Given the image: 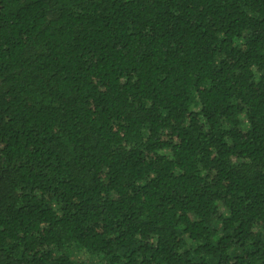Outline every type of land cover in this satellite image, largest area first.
<instances>
[{
	"label": "trees",
	"instance_id": "16d2710c",
	"mask_svg": "<svg viewBox=\"0 0 264 264\" xmlns=\"http://www.w3.org/2000/svg\"><path fill=\"white\" fill-rule=\"evenodd\" d=\"M264 264V0H0V264Z\"/></svg>",
	"mask_w": 264,
	"mask_h": 264
},
{
	"label": "rangeland",
	"instance_id": "374dc122",
	"mask_svg": "<svg viewBox=\"0 0 264 264\" xmlns=\"http://www.w3.org/2000/svg\"><path fill=\"white\" fill-rule=\"evenodd\" d=\"M76 252L80 258L86 259L91 263L93 262V264H104V262L96 255L84 253V251L80 249H77Z\"/></svg>",
	"mask_w": 264,
	"mask_h": 264
}]
</instances>
